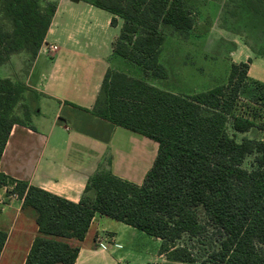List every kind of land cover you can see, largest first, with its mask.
I'll return each mask as SVG.
<instances>
[{
  "label": "trees",
  "instance_id": "16d2710c",
  "mask_svg": "<svg viewBox=\"0 0 264 264\" xmlns=\"http://www.w3.org/2000/svg\"><path fill=\"white\" fill-rule=\"evenodd\" d=\"M87 1L110 13L112 26L116 17L124 21L115 56L167 79L159 62L164 29L189 38L194 18L186 0ZM56 8L49 0H0V67L21 53L35 60ZM250 48L264 55V46ZM249 64H230L226 84L193 94L108 69L88 112L156 142V158L140 185L99 168L77 203L0 173V187L12 186L37 225L24 264H74L95 214L159 239L162 264L196 263L193 246L209 230L214 245L203 264H264V139L245 136L253 129L264 133V84L247 78ZM248 84L256 88L254 108L239 109ZM25 91L0 77V158L13 125H27L33 113L24 122L12 116ZM249 156L247 170L242 165ZM6 237L0 230V253Z\"/></svg>",
  "mask_w": 264,
  "mask_h": 264
},
{
  "label": "crops",
  "instance_id": "0c3cea01",
  "mask_svg": "<svg viewBox=\"0 0 264 264\" xmlns=\"http://www.w3.org/2000/svg\"><path fill=\"white\" fill-rule=\"evenodd\" d=\"M49 1L57 4L56 11L23 78L36 95L35 110L27 125H13L0 158V173L73 203L80 200L87 179L101 167L140 185L156 158L158 144L88 112L106 71L124 63L114 54L124 21L116 17L112 26V15L87 0ZM233 43L230 64L250 60L247 78L264 84V55L245 44ZM49 46L57 49L50 51ZM19 57L28 59L24 53L17 54ZM4 66L0 67V77L10 78L3 75ZM11 189L0 187V230L7 235L0 264H24L37 225ZM134 230L95 214L74 264H125L120 231L136 236ZM144 258L138 264L165 262L159 251Z\"/></svg>",
  "mask_w": 264,
  "mask_h": 264
},
{
  "label": "rangeland",
  "instance_id": "374dc122",
  "mask_svg": "<svg viewBox=\"0 0 264 264\" xmlns=\"http://www.w3.org/2000/svg\"><path fill=\"white\" fill-rule=\"evenodd\" d=\"M186 1L192 6L194 18L189 38L183 40L171 28L164 29L166 40L159 62L168 72L167 79H155L149 73H144L140 67L125 61L118 65L117 71L143 79L163 90L193 94L226 84L230 53L236 44L233 41L248 47L264 46V0ZM11 60L4 66L2 73L26 88L12 112V116L24 122L27 113L33 112L36 106V96L23 79L31 63L22 57L17 59V55L12 56ZM255 95V86L248 84L239 96L238 108L253 107ZM240 136L238 135V139ZM247 136L264 139V133L257 129L250 131ZM252 160V156L247 157L242 167L250 170ZM199 216L203 221L201 210ZM133 232L136 236L120 231V245L122 252L126 254L125 264L140 263L147 253H157L161 245L148 235L135 230ZM211 232L209 230L203 241L193 246L197 258L194 264H203L201 260L204 259L206 251L214 245Z\"/></svg>",
  "mask_w": 264,
  "mask_h": 264
},
{
  "label": "built area",
  "instance_id": "2783aa9c",
  "mask_svg": "<svg viewBox=\"0 0 264 264\" xmlns=\"http://www.w3.org/2000/svg\"><path fill=\"white\" fill-rule=\"evenodd\" d=\"M48 49H49L50 51H55V50L57 49V47H56V46H49Z\"/></svg>",
  "mask_w": 264,
  "mask_h": 264
},
{
  "label": "water",
  "instance_id": "95a60500",
  "mask_svg": "<svg viewBox=\"0 0 264 264\" xmlns=\"http://www.w3.org/2000/svg\"><path fill=\"white\" fill-rule=\"evenodd\" d=\"M71 1H73V2H77L78 0H71Z\"/></svg>",
  "mask_w": 264,
  "mask_h": 264
}]
</instances>
